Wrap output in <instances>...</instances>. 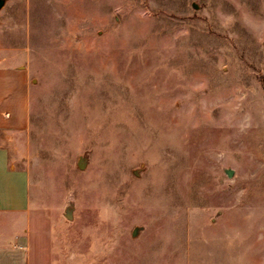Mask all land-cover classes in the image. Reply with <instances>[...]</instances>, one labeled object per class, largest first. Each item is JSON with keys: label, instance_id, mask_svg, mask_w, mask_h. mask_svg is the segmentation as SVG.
Here are the masks:
<instances>
[{"label": "rangeland", "instance_id": "rangeland-1", "mask_svg": "<svg viewBox=\"0 0 264 264\" xmlns=\"http://www.w3.org/2000/svg\"><path fill=\"white\" fill-rule=\"evenodd\" d=\"M0 78L30 178L0 239L27 236L29 264H256L264 0H4Z\"/></svg>", "mask_w": 264, "mask_h": 264}, {"label": "crops", "instance_id": "crops-1", "mask_svg": "<svg viewBox=\"0 0 264 264\" xmlns=\"http://www.w3.org/2000/svg\"><path fill=\"white\" fill-rule=\"evenodd\" d=\"M14 84L10 79L0 78V124H13V117H4L5 110H11L14 115L19 114L17 104L20 99L15 96ZM4 175L10 181L8 190L11 195L0 201V227L10 229L11 223L2 221L8 213L10 215L25 214L30 209V178L25 169L17 168L12 161L9 149L0 145V176ZM3 187L5 185L3 184ZM13 191V193L11 192ZM9 215V216H10ZM2 219V220H1ZM11 236L0 239V264H29L26 247L29 244L27 236L16 235L17 243L12 242ZM17 244V245H15ZM258 246V242H256ZM246 257L256 264H264V252H253L251 249L245 251Z\"/></svg>", "mask_w": 264, "mask_h": 264}, {"label": "water", "instance_id": "water-1", "mask_svg": "<svg viewBox=\"0 0 264 264\" xmlns=\"http://www.w3.org/2000/svg\"><path fill=\"white\" fill-rule=\"evenodd\" d=\"M4 5V0H0V7H2ZM87 165V158L84 157V156H81L79 158V161H78V166L81 168V169H84ZM225 172L226 174L229 176V177H232L235 173L234 169L232 168H226L225 169ZM136 173H138V171H136ZM73 210H74V207L73 205H70L69 207L66 208V217L68 219H73ZM143 229V227H136L133 231V236H137L139 234V232Z\"/></svg>", "mask_w": 264, "mask_h": 264}]
</instances>
